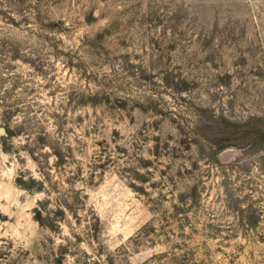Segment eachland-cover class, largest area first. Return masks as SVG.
<instances>
[{
	"label": "rangeland",
	"instance_id": "rangeland-1",
	"mask_svg": "<svg viewBox=\"0 0 264 264\" xmlns=\"http://www.w3.org/2000/svg\"><path fill=\"white\" fill-rule=\"evenodd\" d=\"M0 264H264V0H0Z\"/></svg>",
	"mask_w": 264,
	"mask_h": 264
}]
</instances>
